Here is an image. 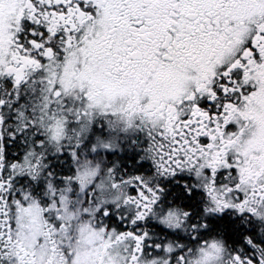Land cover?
<instances>
[{
    "label": "snow or ice",
    "instance_id": "1",
    "mask_svg": "<svg viewBox=\"0 0 264 264\" xmlns=\"http://www.w3.org/2000/svg\"><path fill=\"white\" fill-rule=\"evenodd\" d=\"M0 264H264V0H0Z\"/></svg>",
    "mask_w": 264,
    "mask_h": 264
}]
</instances>
